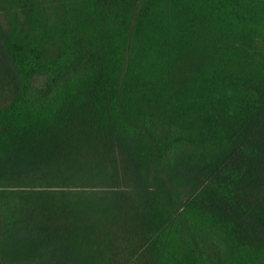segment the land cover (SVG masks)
I'll use <instances>...</instances> for the list:
<instances>
[{
  "label": "trees",
  "instance_id": "obj_1",
  "mask_svg": "<svg viewBox=\"0 0 264 264\" xmlns=\"http://www.w3.org/2000/svg\"><path fill=\"white\" fill-rule=\"evenodd\" d=\"M0 264H264V0H0Z\"/></svg>",
  "mask_w": 264,
  "mask_h": 264
}]
</instances>
